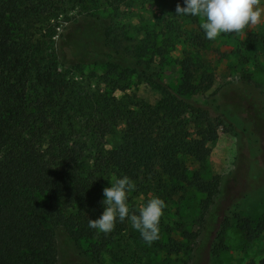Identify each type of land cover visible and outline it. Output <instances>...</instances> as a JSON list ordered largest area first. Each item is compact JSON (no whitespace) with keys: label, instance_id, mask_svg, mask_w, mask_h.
<instances>
[{"label":"trees","instance_id":"16d2710c","mask_svg":"<svg viewBox=\"0 0 264 264\" xmlns=\"http://www.w3.org/2000/svg\"><path fill=\"white\" fill-rule=\"evenodd\" d=\"M68 1L0 0V264H105V254L126 232L146 243L127 219L108 234L88 227V219L104 211V188L125 175L136 185L131 211L140 207L133 196L153 194L167 204L191 191L202 195L197 222L204 237L200 246L193 243L190 261L201 248L214 256L225 250L232 218L247 242L259 239L264 213L234 212L258 194L241 198L236 190L227 198L228 178L203 179L184 160L204 162L208 144L218 139L209 109L194 100L212 87L214 75L187 54L174 87L117 45L111 20L88 12L70 19L55 40ZM174 3L183 6V0ZM84 65L107 67L111 77L137 74L162 97L151 104L111 90L81 93L60 69ZM237 94L247 105L230 94L232 116L264 128V102L253 93ZM119 127L120 142L107 148ZM58 231L67 234L62 243ZM183 234L194 240L188 230ZM251 264H264V251Z\"/></svg>","mask_w":264,"mask_h":264},{"label":"rangeland","instance_id":"374dc122","mask_svg":"<svg viewBox=\"0 0 264 264\" xmlns=\"http://www.w3.org/2000/svg\"><path fill=\"white\" fill-rule=\"evenodd\" d=\"M68 3L71 10L67 16L63 14L59 18L61 24L55 40L70 19L80 13L101 15L112 21V37L120 48L132 54L144 68L158 72L174 87L180 82L185 55L200 58L203 69L214 75V82L208 91L194 96V100L209 109L219 136L208 144L210 155L204 162L185 157L186 165L192 174L206 180L215 175L228 178L226 188L230 194L227 198L231 199L236 190L238 193L235 194L241 198H245L249 191L258 194L256 202L241 206L240 201L234 212H245L252 217L263 214L264 128L248 127L246 122H238L232 116L230 94L237 97L244 107L247 101L242 100L237 92L241 95L253 93L260 99L259 103L264 102V19L238 34L232 31L208 40L201 28L203 18L176 16L174 0H125L118 4L112 0H69ZM261 4L264 7V0ZM60 71H67V78L81 93L111 90L118 96L136 94L151 104L158 103L162 97L156 87L137 74L126 78L120 74L111 77L107 73L110 69L98 65ZM195 114V109L191 108L189 118L193 120ZM120 139L121 127L108 136L106 147L114 148ZM234 174L238 179H234ZM244 177L248 178V183L243 182ZM152 197L155 195L151 194L148 199L138 195L132 199L142 206ZM201 198L202 195L196 191H191L185 198L176 196L163 210L158 240L149 246L136 238L134 232H126L120 242L112 245L105 254V264H251L258 261L263 256L264 234L253 242H247L236 227L234 218L226 233L225 250L214 256L201 248L190 261L193 243L197 240L200 246L204 237L197 222ZM185 229L193 235V241L184 236ZM57 237L62 243L67 234L58 231Z\"/></svg>","mask_w":264,"mask_h":264},{"label":"clouds","instance_id":"9594fccd","mask_svg":"<svg viewBox=\"0 0 264 264\" xmlns=\"http://www.w3.org/2000/svg\"><path fill=\"white\" fill-rule=\"evenodd\" d=\"M176 16H199L203 18L201 28L208 40H215L220 34L258 25L264 19L261 0H183L177 4ZM103 190L104 211L97 219H88V227L108 234L117 221L126 219L131 227L140 233L149 246L159 239L160 220L166 203L160 197H152L136 211H131L128 200L135 190V183L123 176L110 182Z\"/></svg>","mask_w":264,"mask_h":264}]
</instances>
